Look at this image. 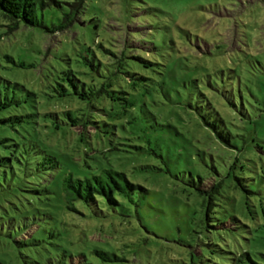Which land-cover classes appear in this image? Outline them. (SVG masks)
<instances>
[{"label": "rangeland", "instance_id": "rangeland-1", "mask_svg": "<svg viewBox=\"0 0 264 264\" xmlns=\"http://www.w3.org/2000/svg\"><path fill=\"white\" fill-rule=\"evenodd\" d=\"M86 5L79 20L56 34L26 25L10 31L8 19L0 12V85L5 86L2 79L8 78L28 89L50 91L55 77L50 63L67 65L64 59L68 53L73 58L83 45L98 46L111 37L118 39L129 33L141 40V32L128 27L152 23L146 31L151 28L156 38L141 34L150 38L148 41L161 40L162 63L154 66L157 71L150 79L136 81L133 89L122 81L134 105L133 115L122 114V131L118 129L113 138L117 145L109 141L110 136L99 134L93 135L92 144L89 140L79 143L83 145L79 151L71 148V142L76 148L71 138L56 140L66 171L76 173L74 162L86 171L112 163L138 184L137 204L130 200L122 217L108 206L101 214H92L81 202L76 205L84 214L70 211L61 192V175L56 174L41 183L33 179L35 183H26L22 190L0 188V264H32L22 257L21 250L43 249L40 246L52 241L71 251L75 262L80 258L78 250L85 251V263L94 262V245L111 242L122 248L118 252L127 260L122 264H191L196 234L190 231L187 219L189 211L199 206L191 173L208 175L206 159L211 161L209 155L203 156L211 140L205 138L196 109L201 98L228 114L236 134V151L218 150L227 165L219 168L227 173L236 158L247 165L246 159L251 157L264 171V0H88ZM53 11L46 16L48 26L61 16ZM135 46L129 47L133 54L145 51ZM5 54L39 65L18 67ZM138 70L143 74L148 71ZM208 80L220 84L236 106L208 86ZM197 90L204 97L199 99ZM74 129L81 130L79 126ZM13 134L14 130L0 129V139L8 136L7 144L13 143ZM3 145L0 142V149ZM115 145L122 147L121 154ZM235 173L242 171L235 169L227 179L233 200H224L240 210L245 193L236 186ZM258 181L260 198L264 197V180ZM22 215L37 219L41 231L35 237L45 240L38 247L19 244L30 242L22 230L13 228ZM132 240L133 246H124ZM256 242L264 250V242L252 243ZM35 256L44 262L38 259L40 254Z\"/></svg>", "mask_w": 264, "mask_h": 264}, {"label": "trees", "instance_id": "trees-1", "mask_svg": "<svg viewBox=\"0 0 264 264\" xmlns=\"http://www.w3.org/2000/svg\"><path fill=\"white\" fill-rule=\"evenodd\" d=\"M87 1L0 0V12L8 19L10 31L26 25L43 27L47 32L56 34L69 29L79 20L86 10ZM52 10L59 11L61 16L48 26L46 16ZM147 26L153 27L152 23H147ZM147 26L143 22L128 29L140 31L155 39L151 28L146 31ZM141 33V40L127 33L118 39L111 37L107 43L98 46L83 45L73 58L67 54V59H64L68 61L67 65L50 63L55 74L50 91L39 92L19 86L18 82L11 79H2L6 83V90H3L5 86L0 85V129L5 132L14 130V134L11 136L12 144L5 143L8 136L0 139L4 143L0 149V188L22 190L26 183H35L33 179L41 183L53 179L56 174L61 175V192L70 211L84 214L76 205L81 202L92 214H101L108 206L114 214L122 217V213L128 210L127 203L130 200L136 202L135 190L138 184L112 163L86 171L74 162L76 173L66 171L56 140L71 138L75 140L73 143L76 146L72 147L71 142V148L79 151L83 146L79 143L89 140L92 144L90 140L93 135L99 134L101 137L110 136L109 141L117 145L113 138H116L118 129L122 131V114L133 115L134 105L130 91L122 81L133 89L136 81L150 79L157 71L154 66L162 63L161 40L157 38L156 41H148L150 38H145ZM132 45L145 51L133 54L132 49H129ZM5 58L18 67L37 68L39 65L38 62L18 61L11 54H5ZM131 60L138 63L139 68L147 69L146 74L141 73ZM207 84L227 97L230 105L236 106L230 95L219 88L220 84L211 80ZM197 92L199 99L204 97L202 91ZM30 101L29 105L27 102ZM198 102L196 109L201 114L200 124L204 126L205 138L212 142L207 150L203 149V156L207 154L211 158V161L205 158L209 167L208 175L198 173L195 176L191 173L199 197V206L189 211L187 219L190 231L196 234L195 246L191 244L194 248L190 250L191 264H264V250L256 245L257 242L252 243L255 240L264 242V197L257 198L262 190H256V186L261 183L258 180H264V171L259 169L257 160L251 157L246 159L250 163L247 165L238 162L236 158L227 173L219 168L227 165L226 157L218 153V150L225 148L236 151V134L230 128L229 116L225 111L221 112L206 98ZM76 126L81 130H75ZM116 145L113 148L121 154L122 147ZM57 152L60 154L57 155ZM237 168L242 173L234 175L236 186H240L245 193V201L240 210L236 209V205L229 206L224 200L226 197L233 200L229 195L227 179ZM252 195L258 202L254 201ZM35 220L22 215L20 220L12 222L15 231L22 230L30 239L29 244H19L38 247V244L45 241L37 238L39 236L36 233L41 230ZM134 243L132 240L124 246H133ZM40 247L45 252L42 248L31 247L30 252L21 250L22 257L32 264H122V261H127L122 252H118L122 248L114 247L111 242L94 245L92 251L95 260L86 263L85 251H76L80 258L75 262L73 253L61 246V243L52 241ZM36 254H40L38 259L43 260V263L36 259Z\"/></svg>", "mask_w": 264, "mask_h": 264}]
</instances>
